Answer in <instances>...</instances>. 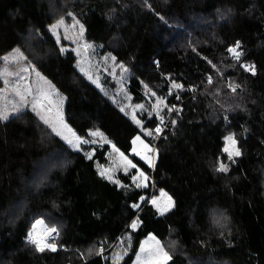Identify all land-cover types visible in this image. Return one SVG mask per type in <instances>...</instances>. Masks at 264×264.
<instances>
[{
	"label": "trees",
	"instance_id": "trees-1",
	"mask_svg": "<svg viewBox=\"0 0 264 264\" xmlns=\"http://www.w3.org/2000/svg\"><path fill=\"white\" fill-rule=\"evenodd\" d=\"M70 11L89 40L130 66L136 100L145 84L165 96L182 85L168 97L179 108L152 139L154 166L133 151L141 125L50 29ZM237 42L239 59L229 51ZM16 47L66 96L80 136L99 129L137 166L120 186L96 167L108 144L89 158L28 108L0 119V264H114L111 250L127 233L117 264H133L150 233L171 257L165 264H264V0H0V57ZM159 124L145 117V126ZM231 132L241 154L229 159ZM138 168L152 187L132 182ZM163 189L174 207L160 214L141 198ZM39 218L58 226L55 251L29 240Z\"/></svg>",
	"mask_w": 264,
	"mask_h": 264
},
{
	"label": "rangeland",
	"instance_id": "rangeland-1",
	"mask_svg": "<svg viewBox=\"0 0 264 264\" xmlns=\"http://www.w3.org/2000/svg\"><path fill=\"white\" fill-rule=\"evenodd\" d=\"M60 21L62 23H58ZM53 25H56V27L53 28ZM50 29L62 47L61 49L66 51L71 48L75 52L79 70L105 91L136 123L140 121L138 124L141 125L142 133L137 136H140L141 139L135 142L134 148L136 153L140 154L143 158L147 157L148 159L146 161L148 163L151 161L149 164L154 166L158 149L153 144L152 139H155L158 136L157 134H159L156 131L157 128L162 131L167 125L169 118H167V114L165 113L169 112V114L173 115L174 111L179 108V105L175 103L170 104L168 98L178 88L173 85V88L165 96L159 94L157 90L148 84H145L142 88L144 98L142 101H138L130 88V76L132 75L130 66L118 61L114 53L103 52L101 50L102 46L99 43L89 40L84 22L74 12L70 11L67 15L58 18L50 26ZM240 51V48H237V52L240 53ZM0 78L3 83L0 87V113L11 117L28 108L35 112L44 122L47 121V124L52 129H55L53 131L64 142L69 144L68 141H72V144H69L71 147L84 150L89 157L94 156L97 147L108 144L109 149L107 151L106 163H101L99 159H96V167L100 173H105L103 177L106 179L120 186L124 185L123 181L120 180V174L132 172L134 168L131 164L136 165V163L113 142L109 141L107 136L99 129H93L89 139L83 138L75 131L66 119V96L56 87L49 77L44 75L23 49L16 47L0 57ZM137 105H142L143 107L140 108ZM153 115L160 118L159 126L154 128L145 126V117L151 118ZM97 131L102 133V135H92V133ZM149 132H151V135H149ZM230 136L234 138L235 144L231 140H228L226 141L225 147L228 148L227 153H231L232 158H234L236 157L234 154L235 151L238 149L241 153V149L235 133H228L226 137ZM84 141L88 142L85 143ZM145 145L148 147L146 148ZM121 153H123V156ZM128 161H131V164ZM222 164L227 166L228 162ZM141 172L147 176V180L144 179V176L140 175ZM109 176L111 179L108 178ZM132 182L135 185H140L139 187H142V189L149 188L152 187L153 178L147 172L138 168L132 175ZM162 193L166 195H162ZM168 197H171V201H169ZM142 198L141 201L147 200L150 203L155 199L156 204L154 206L160 214H164L174 207L173 197L164 189L159 190L158 193L152 191L151 194H146ZM164 209L168 210L164 211ZM37 221H42V223H37ZM134 222L138 226V220L136 219ZM37 226L38 229L44 230L42 238L37 236L35 231ZM50 227H56L58 229L57 225H50L45 218H39L33 224L30 234L31 238L37 241V243H34L37 248L38 244L44 248H48L47 245H56L55 241L59 230L56 234L51 235L50 238H45V234ZM30 234L28 237L32 242ZM38 238L46 240L47 244H40ZM129 240V233H127L120 239L119 244H116V247L111 250L110 257L114 264H117L125 257L128 251L126 242L129 244ZM161 244L162 242L157 236L154 233H150L142 241V246L133 264L167 263L170 259L165 258L167 251ZM167 255L170 257L169 253Z\"/></svg>",
	"mask_w": 264,
	"mask_h": 264
},
{
	"label": "snow or ice",
	"instance_id": "snow-or-ice-1",
	"mask_svg": "<svg viewBox=\"0 0 264 264\" xmlns=\"http://www.w3.org/2000/svg\"><path fill=\"white\" fill-rule=\"evenodd\" d=\"M58 23H62V21H60V22H58ZM55 27H56V25H53V28H55ZM81 28H82V26H81ZM237 48H239V42H237V44H236L235 47L230 48L229 51H230L231 53H233V54L236 56L237 59H239V57H240V53L237 52ZM247 70H248V71H253V72H254V66H247ZM209 79H210V78H209ZM174 87H176V88H181L182 85L174 84ZM230 87H231V86H230ZM232 90L235 91V88L233 87ZM137 107L142 108L143 106H142V105H137ZM8 118H9L8 115L3 114V113H0V119L7 120ZM161 119H162V118H161ZM45 122L47 123V121H45ZM137 123H140V121H137ZM53 130L55 131V129H53ZM156 131H157V132H160L161 129L157 128ZM92 135H95V136H101L102 133H100L99 131H97V132L92 133ZM149 135H151V132H149ZM77 139L79 140V138H77ZM140 139H141L140 136H137V137L135 138V140L133 141V143L135 144V142H136L137 140H140ZM225 139H226V141L231 140V141L233 142V144H235V140H234L233 137L230 136V137H226ZM68 142H69V144H72V141H68ZM84 142L87 143L88 141H84ZM77 147H78V144H77ZM113 147H114V146H113ZM145 147L147 148L148 146L145 145ZM224 150L227 152V151H228V148L225 147ZM117 151H118V149H117ZM133 151H135V149H133ZM234 154H235V156H239L241 153H240V151L237 149V150L235 151ZM121 155L123 156V153H121ZM89 158H91V157H89ZM144 158H145L146 160L148 159L147 157H144ZM125 159H126V157H125ZM229 159H232V154H231V153L229 154ZM128 163L131 164V161H128ZM149 163H151V161H149ZM131 166H132L133 168L136 167L135 164H131ZM218 171H224V172H227V171H228V168H227V166H225L224 164H220V166H219V168H218ZM100 175L103 176V175H105V173H104V172H101ZM140 175L144 176V179L147 180V176L144 175L143 172H141ZM108 178L111 179L110 176H109ZM133 179H135V177H133ZM137 186L139 187L140 185H137ZM162 195H166V194H165V193H162ZM141 199H143V198H141ZM168 199H169V201H171V197H168ZM152 203H153V204H156V200L154 199V200L152 201ZM173 203H174V202H173ZM170 206H171V205H170ZM133 207H139V205H133ZM167 210H168V209H164V211H167ZM37 223H42V221H37ZM131 227H132V228H136V227H137L136 223L133 222V224L131 225ZM52 231L55 232L56 230H55V229H52ZM30 239H32V238H31V234H30ZM32 242H33V243H37V241L34 240V239H32ZM47 247H48L49 249L53 250V251L56 250L54 245H47ZM38 249H39V251H44V250H45V248H44V247H40L39 244H38ZM165 258H166V259H171V257H169V256L167 255V253H165Z\"/></svg>",
	"mask_w": 264,
	"mask_h": 264
},
{
	"label": "bare ground",
	"instance_id": "bare-ground-1",
	"mask_svg": "<svg viewBox=\"0 0 264 264\" xmlns=\"http://www.w3.org/2000/svg\"><path fill=\"white\" fill-rule=\"evenodd\" d=\"M36 233H37V236H39L40 238H42L43 236V233H44V230H41V229H38V226L36 227L35 229ZM38 240H40V244H47V241L46 240H41L38 238Z\"/></svg>",
	"mask_w": 264,
	"mask_h": 264
},
{
	"label": "water",
	"instance_id": "water-1",
	"mask_svg": "<svg viewBox=\"0 0 264 264\" xmlns=\"http://www.w3.org/2000/svg\"><path fill=\"white\" fill-rule=\"evenodd\" d=\"M52 229H55L56 231L55 232H53L52 231ZM57 231H58V229L56 228V227H50L49 229H48V231L46 232V234H45V238H50L51 237V235H54V234H56L57 233ZM54 246L56 247V245L54 244Z\"/></svg>",
	"mask_w": 264,
	"mask_h": 264
}]
</instances>
